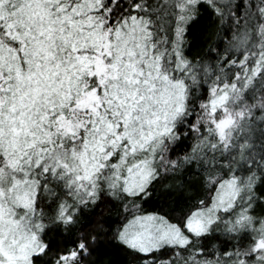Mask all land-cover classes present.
I'll return each instance as SVG.
<instances>
[{
	"label": "snow or ice",
	"instance_id": "obj_1",
	"mask_svg": "<svg viewBox=\"0 0 264 264\" xmlns=\"http://www.w3.org/2000/svg\"><path fill=\"white\" fill-rule=\"evenodd\" d=\"M0 264H264V0H0Z\"/></svg>",
	"mask_w": 264,
	"mask_h": 264
},
{
	"label": "rangeland",
	"instance_id": "obj_2",
	"mask_svg": "<svg viewBox=\"0 0 264 264\" xmlns=\"http://www.w3.org/2000/svg\"><path fill=\"white\" fill-rule=\"evenodd\" d=\"M190 226H191L193 229H198V228L201 226V224H200V221H199V220H197L195 217H193Z\"/></svg>",
	"mask_w": 264,
	"mask_h": 264
},
{
	"label": "trees",
	"instance_id": "obj_3",
	"mask_svg": "<svg viewBox=\"0 0 264 264\" xmlns=\"http://www.w3.org/2000/svg\"><path fill=\"white\" fill-rule=\"evenodd\" d=\"M146 208H148L149 210H151V206L150 205H146Z\"/></svg>",
	"mask_w": 264,
	"mask_h": 264
}]
</instances>
